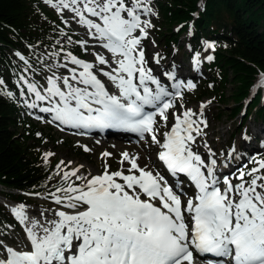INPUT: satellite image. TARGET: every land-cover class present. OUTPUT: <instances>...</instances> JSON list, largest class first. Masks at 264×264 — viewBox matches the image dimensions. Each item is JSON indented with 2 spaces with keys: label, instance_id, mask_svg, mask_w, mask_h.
I'll return each mask as SVG.
<instances>
[{
  "label": "snow or ice",
  "instance_id": "6c2138e0",
  "mask_svg": "<svg viewBox=\"0 0 264 264\" xmlns=\"http://www.w3.org/2000/svg\"><path fill=\"white\" fill-rule=\"evenodd\" d=\"M46 2L58 12L70 9L77 22L86 26L89 35L112 53L117 67L110 72L103 68L99 71L115 84L119 95L107 91L94 74L93 62H85L68 52L65 61L82 70L68 69L70 74L65 76L53 72L46 79V94L38 90L36 83L20 77L36 100H47L52 105L41 110L54 112V120L75 127H120L139 134L141 139L148 134L151 142L163 149L158 159L167 170L173 176L185 174L197 192L183 205L182 187L176 189L164 182L159 172L154 175L140 168L138 158L130 157L127 152L121 154V163H130L127 175L119 170L109 173L107 165L103 174L91 179L76 175L78 169L64 171L62 183L49 197L57 205L73 211L58 208L52 211L51 219L41 212V222L29 220L25 205L12 207L14 218L24 227L30 250L17 251L0 241V248L7 254L6 259L0 258V264H196V255L208 253L220 259L208 260L207 264H225V261L227 264H264V172L261 171L264 159L253 160L256 167L247 172L241 169L234 175L238 183L224 176L221 189L216 160L211 159L206 165L192 147L196 142L193 133L201 134V124L207 127V121L202 119L207 106L204 102L198 119H193L197 113L192 109L172 113L175 123L163 133V143L157 138L155 116L167 122L173 103L166 99L171 94L152 74V69L145 66V52L140 47L141 38L147 36L146 28L151 27L150 21L140 20L141 8L145 14L150 11L146 0H130V6L128 0ZM136 30L141 33L140 37L132 35ZM67 39L72 42L71 37ZM76 43L84 47L87 42ZM96 62L108 64L98 54ZM25 63L28 62L25 60ZM53 66H49L50 71ZM3 85L0 79V94L4 91ZM186 86L195 87L191 82ZM254 87L264 88V73L259 74ZM7 95L11 97L13 93L8 91ZM175 95L181 93L177 91ZM145 106H154L155 112L145 111ZM28 107L35 105L28 104ZM241 139L250 138L245 133ZM51 155V152L45 153V160ZM63 163L60 161L57 169ZM72 176L85 182L71 183Z\"/></svg>",
  "mask_w": 264,
  "mask_h": 264
},
{
  "label": "trees",
  "instance_id": "16d2710c",
  "mask_svg": "<svg viewBox=\"0 0 264 264\" xmlns=\"http://www.w3.org/2000/svg\"><path fill=\"white\" fill-rule=\"evenodd\" d=\"M154 3L155 11L163 19L156 32L161 46L186 53L184 59H201L203 78L195 80L197 97L210 95L225 105L233 100L231 117L239 115L242 125L250 117L254 124L264 126V91L250 95L255 80L264 73V0ZM41 4V0H0V79L4 81L0 94V184L23 190L10 194L16 201H28L27 196L36 193L48 195L62 183L61 172L54 168L56 164L41 155L40 147L48 143L49 134L45 135L31 117L24 118L25 110L18 100L19 90L26 86L20 77L30 82L28 70L25 71L27 64L40 69L57 58L52 53L68 48L50 35L53 27L46 26L44 18L52 14ZM180 41L184 44L180 45ZM209 47L213 49L208 53ZM68 50L76 52L71 47ZM17 53L25 59L21 60ZM208 56L213 59L208 60ZM8 91L13 93L11 97ZM243 100L247 101L241 104ZM259 139L261 149L243 150V158L249 162L246 160L248 166L240 170L247 172L257 166L253 160L264 159V139ZM10 225L17 226L16 220L0 205V238H8L6 231Z\"/></svg>",
  "mask_w": 264,
  "mask_h": 264
},
{
  "label": "rangeland",
  "instance_id": "374dc122",
  "mask_svg": "<svg viewBox=\"0 0 264 264\" xmlns=\"http://www.w3.org/2000/svg\"><path fill=\"white\" fill-rule=\"evenodd\" d=\"M55 3L56 0H53ZM130 6V0H128ZM41 5L44 9L52 14V16H46L44 18L45 25L53 27V30L50 32V35L55 37L59 42H63L67 45L68 48L75 49L76 52H73L77 58L84 60L85 62H93L95 67L93 69L94 74H98L99 79L106 87H110L111 84L108 83L107 78L99 71L103 68L104 71H107L103 65L96 62V55H105L102 49L95 43V38L89 35L88 30H83L77 19L74 18V13L70 9H64L58 12L52 5L48 4L46 0H41ZM146 6L150 11L145 14L143 9L140 10V20L141 22L148 20L150 21L151 27L146 28L147 36L141 38L140 47L150 52L149 57L146 61V67L152 69V74L162 83H168L172 87H177L180 89L182 95L179 98L172 97L173 107L169 110L168 121L164 122L157 116L156 129L157 133L163 134L167 132L168 126L170 123L175 122L172 113H182L186 109H192L197 116H194L193 119L199 118L200 106L204 102L207 106L203 109L202 119L207 121V127L203 124L200 127L201 134L196 135V142L192 146L201 152V157L205 160L206 164L211 163V159L216 160L217 166L220 163V158L222 160L228 158L229 162L232 164V169L227 172V175L230 176L232 182L238 183L239 181L234 179V175H238L240 167L244 168L243 161V150H250L251 148L261 149L260 139H264V126L259 124H254L252 118L247 119L245 124H241L238 121L241 119L239 115L236 117H231L230 112L232 111L234 101H226L225 104H219L216 102L210 95L204 96L202 98L197 97L198 90L194 88H187L186 82L185 85H179V80H185L188 77L193 78L194 80H200L203 78L202 68H200L201 59L195 57L192 61L190 58H183L186 53H177L173 49L166 50L162 47L160 41L156 38V32L158 28L162 25L163 20L155 8L154 0H146ZM95 19V18H92ZM143 26V24H142ZM176 29V26H174ZM164 30V27L162 29ZM134 36L140 35L139 30L133 32ZM68 37H71L72 42H68ZM77 41H86L84 47L87 48V51L84 50V47L77 44ZM184 43L180 41V45ZM68 48H64L63 51L57 55V58H54L51 62L47 63L40 69H35L31 64H27L26 69L28 70L30 83H36L38 90L44 93V89L47 87L46 79L48 76L52 75L53 72L57 76L69 75L68 69L76 68L77 72L82 69L79 66H74L70 61H65V56L67 55ZM213 48L209 47L207 49L208 53L212 51ZM167 55L164 56V52H167ZM106 56V55H105ZM104 57V56H103ZM163 57V58H162ZM110 58V57H109ZM111 59V58H110ZM114 61V59H111ZM67 63V68L62 65ZM55 65V66H53ZM51 67V71L49 70ZM166 73H172L171 76L166 75ZM176 79V80H175ZM174 84V85H172ZM260 90V89H259ZM258 90V91H259ZM23 95L20 94L18 98L19 103L23 111L25 110L23 116L27 118L28 116L33 119L34 122L40 126L45 135L49 134L48 143L40 147L41 155L45 158V153L51 152L53 155L47 157L49 163H55V170L61 172L63 175L64 171H72L74 164H77L75 169H78L76 175H87L88 179H91L92 176L101 175L105 170V165L108 166L109 173L115 171H122L125 175L129 174L128 169L130 168V163L128 161L122 160V153H124L126 144L116 153L115 155L111 154V147L114 144V141H117V145H120L122 140L113 139V138H104L99 142H94L93 139L85 138L80 134H73L72 132L61 128L56 121L49 117L51 115L46 111L45 113L41 110L42 104L43 107L51 108V104H47V100L40 101L35 99V95L27 91V85L24 89L19 90ZM228 92V91H227ZM229 93V92H228ZM23 98V99H22ZM211 101L210 104L207 102ZM247 100H243L241 104L245 103ZM28 104H34L35 107H28ZM25 105V109H24ZM183 105V108H181ZM35 109L36 112L28 113L26 111ZM49 113V114H48ZM254 119V116H253ZM255 121V120H254ZM239 125L237 126V124ZM242 125V126H241ZM239 126L240 129H237ZM233 133V135H232ZM250 138L248 140L241 139L242 134H245ZM231 137V138H230ZM259 137V138H258ZM95 140H99L96 139ZM87 148L88 150H85ZM157 149L154 143L151 142L150 137L140 140V144L136 146L134 151L128 153L130 157L136 156L137 153L143 155L148 159L150 165L153 163L152 170H155L157 162L154 158V151ZM263 149V146H262ZM110 153L109 156H103L102 153ZM63 161L60 169H57V164ZM71 162V163H69ZM249 162V161H248ZM126 165V167H124ZM139 167L150 170V168L145 165L139 164ZM248 166V164H247ZM136 175H139L138 171H135ZM223 177V176H222ZM118 182L122 183L120 178H116ZM249 179V178H245ZM69 182H74L76 185H81L85 181H77L75 176L69 178ZM18 189H12L8 186H3L0 184V205L6 207L7 210H11V202L13 201L14 205H25L26 209H35L39 213L44 212L45 214H51L53 210L61 209L64 211L71 212L73 210L65 208L63 205H57L50 197L49 194L39 195H28V201H16L10 197V194H16L15 192ZM23 190H19L20 192ZM18 193V192H17ZM188 195V194H186ZM143 197V196H142ZM83 210V209H79ZM11 212V211H10ZM27 212V211H26ZM12 213V212H11ZM16 220V219H15ZM17 226L10 225L7 228L8 238H0V241L4 245L12 247L17 251H27L30 250V245L26 239L24 227L16 220ZM0 258L6 259L7 254L0 248Z\"/></svg>",
  "mask_w": 264,
  "mask_h": 264
},
{
  "label": "bare ground",
  "instance_id": "6f19581e",
  "mask_svg": "<svg viewBox=\"0 0 264 264\" xmlns=\"http://www.w3.org/2000/svg\"><path fill=\"white\" fill-rule=\"evenodd\" d=\"M80 26H81V28L83 30H87L86 26H83V25H80ZM144 52H145V61H147V58L149 57L150 52H148V50H146V49H144ZM102 56H104V58L108 61V64L103 65L106 70H109V72H110V71H112L113 68H116L117 67L116 63L113 60H111L112 58L110 59L109 56H107V55L106 56L105 55H102ZM74 66H76V65H74ZM96 75L98 76V78L100 77L98 74H96ZM107 80H108V83L111 82V84L114 86L113 87L114 91H116L117 90V87L115 86V84L112 81H110L108 78H107ZM255 94H253V95H255ZM169 110H168V113H169ZM49 113L51 114V118H53L54 117V112H51L50 111ZM130 140L131 141H136V142L131 143V142H127V140H122L121 143H120V145H117L118 142L117 141H114V144H113V146L111 147V150H110L111 151V154L115 155L116 153H118V151L124 146V144L127 145V147L125 148V151L124 152L129 153L130 150L131 151H134L135 148H136V146L140 144V141H137L136 138H130ZM134 157H137L138 158L137 159V163L142 164V165H145L148 168L151 167V169L149 171L152 170L153 163H151V165H150L148 159L145 158L143 155H140L139 153H137L136 156H134ZM76 167H77V164H74L73 167H72V170H74ZM124 167H126V165H124ZM232 167L233 166L229 162L228 158H226L224 160H222L220 158V164L216 166L215 170L218 173V175L220 176V175L227 174V172L229 170H231ZM78 169H81V167H78ZM80 176L81 177H87V175H82V174ZM26 211H27L26 213H27V216L29 217V220L36 219V220H41V222L43 221V218L40 216V213H39L38 210H35V209H26ZM45 216L48 219H51L52 218V215L51 214H45ZM196 264H205V263L204 262H201V261H198L196 259Z\"/></svg>",
  "mask_w": 264,
  "mask_h": 264
}]
</instances>
